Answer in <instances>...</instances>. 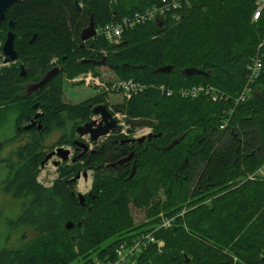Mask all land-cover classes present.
Instances as JSON below:
<instances>
[{
  "label": "trees",
  "instance_id": "obj_1",
  "mask_svg": "<svg viewBox=\"0 0 264 264\" xmlns=\"http://www.w3.org/2000/svg\"><path fill=\"white\" fill-rule=\"evenodd\" d=\"M160 1L78 0L76 9L74 0H29L10 9L17 24L14 49L32 70L26 79L37 82L57 64L60 72L25 92L17 63L0 69V108L16 112L8 140L13 149L0 159L7 168L0 264L88 263L93 253L111 258L120 243L153 232L160 214L173 218L170 227L153 233L164 247L158 251L152 244L139 255L140 264H264V176L256 175L264 165V71L251 94L236 101L264 39V11L253 21L250 0H187L165 18L123 31L116 42L100 33L80 40L91 17L99 29ZM103 56L104 65L89 61ZM167 65L168 73L156 72ZM102 67L111 78H132L145 88L114 103L105 90L77 103L63 98V76L98 74ZM186 68L206 75L185 76ZM192 85L214 87L224 96L212 101L203 94L180 95L179 89ZM99 104L129 121L153 120L155 136L142 146H120L125 137L112 133L59 166L51 185H43L37 177L47 149L73 143L76 127ZM37 111L40 128H26ZM52 133L57 136L48 146ZM122 151L133 158L111 167ZM82 168L92 170V180L80 202L74 178ZM134 211L143 213L142 221L135 222Z\"/></svg>",
  "mask_w": 264,
  "mask_h": 264
},
{
  "label": "built area",
  "instance_id": "obj_2",
  "mask_svg": "<svg viewBox=\"0 0 264 264\" xmlns=\"http://www.w3.org/2000/svg\"><path fill=\"white\" fill-rule=\"evenodd\" d=\"M183 1L187 0H161L159 4L146 8L141 13H136L132 16H124L119 19H115L104 26L96 29V34L100 33L111 42L118 41L119 37L123 33V31L134 27L136 24L142 23L143 21H156L158 18H165L168 13L171 11L179 9ZM254 6V10L252 13V20L256 21L260 14L264 11V0H250ZM261 50V52H260ZM264 71V39L259 43L258 50L256 54L251 58V61L248 65V74H247V82L243 88V91L236 99V101L244 100L247 95L252 92V85L255 79L260 75V73ZM95 76V75H94ZM91 73H86L82 75L80 78L85 79L87 84H95L99 89L105 90L109 93H118L124 99L128 100L132 95L141 92L145 85L141 84L132 78H111L105 81L98 82L95 81V78ZM95 82V83H94ZM162 89V87H160ZM171 91H168L167 94H170ZM179 93L183 97L195 98L201 94L207 96L212 101H218L223 98V94L219 91V89H215L211 86L204 85H192L185 88L179 89ZM116 115H121L123 118L124 114L119 110H114ZM117 120L119 117L115 118ZM225 123H223L220 128H223ZM124 129L121 130L122 135L126 136L125 130L133 129L129 126L127 120L121 124ZM137 134L132 138H138L140 136L146 135L151 132L150 128H140L136 129ZM127 138V137H126ZM185 212V208H183L179 215H183ZM160 225L156 227V230L159 228H167L170 226L173 218H166L160 214ZM153 232L150 233H140L130 239V242H122L118 245V247L114 251V255L111 258L105 257H91L88 263L83 264H140L139 263V255L146 251L152 244H155L158 251L161 250V241L156 240L153 236ZM163 244V243H162Z\"/></svg>",
  "mask_w": 264,
  "mask_h": 264
},
{
  "label": "rangeland",
  "instance_id": "obj_3",
  "mask_svg": "<svg viewBox=\"0 0 264 264\" xmlns=\"http://www.w3.org/2000/svg\"><path fill=\"white\" fill-rule=\"evenodd\" d=\"M81 6V4H80ZM87 27V25L85 26ZM84 27V28H85ZM2 46H0V50H1ZM101 53H104V51H100ZM1 53V51H0ZM56 59L51 61V63L55 64ZM15 64V68H17V73H21L23 74L24 71H26L25 69H21L20 66V60H16L14 62H9L6 64L1 63L0 61V69L3 67H11V64ZM59 65H53L52 68L54 67H58ZM51 68V69H52ZM50 69V70H51ZM49 71V70H47ZM46 71V72H47ZM98 74H95L93 71L89 70L86 72H82L79 73L75 76L72 77H64L63 76V95H64V99L66 101H70L72 103H77L80 102L88 97H91L93 95H95L98 90L100 91L101 89H99L98 87L96 88L95 84H87V81L85 79L80 78L82 75L86 74V73H91V75H95V81L99 82L101 81H105L107 79H110L113 74L111 71H108L107 68L102 67L100 70H98ZM45 72V73H46ZM60 72V71H59ZM58 74V73H57ZM56 74V75H57ZM45 74H43L42 76H44ZM55 75V76H56ZM42 76L40 78H42ZM29 80L24 79L20 82V84L24 87L25 85L29 84L28 82ZM30 83H33L30 81ZM95 83V82H94ZM108 98L110 102H117L121 99L120 94L118 93H108ZM108 110L111 112L112 116L114 118L119 117L118 119V125L115 131L109 132L107 136L104 137V139H100V141L98 143H100L101 141L105 140V138H107L110 134H115L117 136H121V137H127V138H132L134 136H136L137 131L136 129H130V130H125V133L127 134L126 136L122 135L121 130L124 129L123 126H121L122 123H124L126 119V117H122L121 115H116L115 111L112 108H108ZM37 113H40V111H37ZM16 116V112L13 110V108H8L7 110L0 108V159L6 158L9 156L11 150L13 149V144L12 142L8 141L13 133H14V125H13V119ZM90 120H97L96 116H93ZM128 121V120H127ZM150 129H152L151 127H149ZM152 131V130H151ZM57 133H52L50 135L47 136L46 138V144L49 146L52 144V142L56 139ZM141 137V136H140ZM139 138V137H138ZM89 139V138H88ZM75 141H82L83 143L89 145V149L91 150L92 147H94L95 145H93L91 143V141L89 140L88 142L87 140V136H83L80 137L76 134V138L74 139ZM97 143V144H98ZM96 144V145H97ZM72 143L71 144H62V145H55L53 149L48 148L47 151L49 150H55L57 147H61L64 149H69L70 151V155H69V159L71 158V154L73 153V147H72ZM67 159L65 161H60L59 158L57 157H52L50 158L47 162L44 163V165L42 167H40V172L38 174V181H40L43 185L45 186H50L52 181L59 175L58 174V167L62 166V165H70L71 161ZM59 161V163L57 164V166L54 165V162ZM7 168L5 167V165L3 164V161L0 160V209L3 208L6 205V202L1 198L3 195L2 190H1V181L3 176H5ZM83 172L87 173L86 177H83ZM257 173V174H256ZM256 173H254L252 176L256 175H262L264 176V165H262L259 169V171H257ZM79 177L76 179L75 182V192L76 194L81 193V194H87L88 191L90 190V186H91V180H92V170L84 169L83 168L78 172ZM250 176V177H252ZM211 203V202H210ZM209 203V204H210ZM7 210L5 211V213H9L11 210V207L9 205L6 206ZM218 207V206H217ZM134 218H135V222H139L143 220V213L141 211H134ZM1 220V218H0ZM171 225V224H170ZM170 227V226H169ZM168 228V227H167ZM6 230V228L3 226V223H0V234L3 233V231ZM2 232V233H1ZM9 240H13L9 239ZM162 243L164 241L160 240ZM161 243V249L164 247V243ZM4 244L3 242V238H1L0 235V247ZM106 243H103V245ZM96 253H93L90 255L91 257H95ZM71 264H83L82 260L79 261H73Z\"/></svg>",
  "mask_w": 264,
  "mask_h": 264
},
{
  "label": "water",
  "instance_id": "obj_4",
  "mask_svg": "<svg viewBox=\"0 0 264 264\" xmlns=\"http://www.w3.org/2000/svg\"><path fill=\"white\" fill-rule=\"evenodd\" d=\"M24 0H0V20L4 18L5 12L7 11L8 7H10L12 4L21 2ZM74 4L76 9H80V4L78 3V0H74ZM157 21V20H156ZM160 25V24H159ZM96 35V28L94 21L92 17L89 20V23L87 27L83 28L80 34V40L82 42H86L89 39L93 38ZM0 59H2V62L4 64L9 63V62H14L17 59V54L16 51L14 50L13 46V34L12 32L7 33V37L3 43L2 46V51L0 55ZM107 57L103 56L99 60H89L92 63L96 65H104L106 63ZM87 61V60H86ZM172 69V66H163L159 67L156 69V72L160 73H168ZM60 71V67H54L51 70L47 71L45 75L37 82L34 84L33 91L36 90L37 88L42 87L45 85L50 79H52L58 72ZM183 75L185 76H190V75H206L205 72L198 70L196 68H186L182 71ZM92 115L97 117V120H89L83 125H80L76 127V134L80 137L87 136L91 143L93 145H96L100 139H104L105 136L108 135L109 132L115 131L117 128V120L112 116L111 112L108 110V108L104 104H99L94 106L92 109ZM41 114L38 113L35 115L34 119L32 120L30 125H27L26 128H30L31 126H36L40 128V123L37 121V118ZM129 126L133 129H140V128H149L154 125V121L151 119H141L137 121H127ZM155 134L150 132L146 135H143L139 138H130V139H125L123 142L125 143H134V142H142L145 139H150L154 137ZM184 135L179 137L178 139L174 140L167 148L172 147L174 144H177ZM74 144L77 147H81L83 151L88 150V147L85 145V143L81 141H74ZM124 153V151H122ZM70 155L69 149H64L61 147H57L55 150L49 152L43 161L41 162V167L44 165L45 162H47L50 158L52 157H57L59 158L60 161H65L68 159ZM134 153L130 152L127 156H124L117 160L114 163H111V167H116L117 165H122L125 162L130 161L133 158ZM80 156V155H78ZM76 157L72 159L74 161ZM135 161V160H134ZM59 161L54 162V165L57 166ZM135 169V165L133 162L132 169L130 175L133 174ZM86 173L83 172V175ZM79 177V174H77L74 178L77 179ZM76 196L79 198V201L82 202L84 199V194L78 193ZM71 224H67V228H70Z\"/></svg>",
  "mask_w": 264,
  "mask_h": 264
},
{
  "label": "flooded vegetation",
  "instance_id": "obj_5",
  "mask_svg": "<svg viewBox=\"0 0 264 264\" xmlns=\"http://www.w3.org/2000/svg\"><path fill=\"white\" fill-rule=\"evenodd\" d=\"M25 1H29V0H24V1H21V2H25ZM21 2H17V3H21ZM16 3H14V4H12L10 7H8V9H7V11L5 12V15H4V18L3 19H1L0 20V46H3V43H4V41H5V39H6V37H7V33L8 32H12V34H13V46H14V41H15V38H16V25L17 24H15V21H14V19H13V17L10 15V13H11V8L13 7V5H15ZM15 50V49H14ZM0 51H2V48H1V50ZM17 54V53H16ZM0 55H1V53H0ZM18 59H19V57H18V55H17V61H18ZM0 61H1V63H3L2 62V59H0ZM53 61V60H52ZM4 64V63H3ZM21 69H25L26 71H24L23 72V74H21L20 73V77H22L23 79H26L27 77H28V74L30 73V72H32V70H31V67L30 66H28L27 65V63H23V62H21L20 61V66H19ZM45 74V73H44ZM43 77V76H42ZM39 81V80H38ZM37 81V82H38ZM29 82V81H28ZM37 82H33V83H30L29 82V84H27V85H25L24 86V90H25V92H31V91H33V87H34V84L35 83H37ZM106 139V138H105ZM125 139H127V138H125ZM125 139H121V141L122 140H125ZM128 139H130V138H128ZM146 140H149V139H145L144 141H142V142H134V143H129V144H137V145H139V146H142L143 144H145V141ZM87 142L89 141V139H88V137H87V140H86ZM82 142V141H81ZM119 143V145L121 146V145H126V143L125 144H121V142H118ZM72 147H73V153L71 154V158L69 159V157H68V159L71 161V162H75L78 158H80L78 155H82L83 153H85V152H90V151H92V149H93V147H92V149L90 150L89 149V145H87V144H85L87 147H88V150H86V151H83V149L81 148V147H77L75 144H74V141H73V143H72ZM117 148V147H116ZM122 148V147H121ZM52 150H50L49 152H51ZM125 155H127L126 154V152L125 153H122V155L120 156V158H122V157H124ZM74 157H76V159L74 160V161H72V159L74 158ZM119 160V159H118ZM118 166H120V165H117L116 167H118ZM116 167H113V168H116ZM90 170V169H89ZM84 171V170H83ZM87 174V173H86ZM86 174L85 175H83V177L85 178L86 177ZM209 203V202H208Z\"/></svg>",
  "mask_w": 264,
  "mask_h": 264
}]
</instances>
